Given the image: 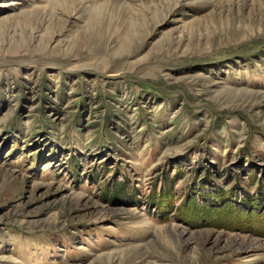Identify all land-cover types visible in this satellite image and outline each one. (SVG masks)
<instances>
[{
  "label": "rangeland",
  "instance_id": "374dc122",
  "mask_svg": "<svg viewBox=\"0 0 264 264\" xmlns=\"http://www.w3.org/2000/svg\"><path fill=\"white\" fill-rule=\"evenodd\" d=\"M0 264H264V0H0Z\"/></svg>",
  "mask_w": 264,
  "mask_h": 264
},
{
  "label": "trees",
  "instance_id": "16d2710c",
  "mask_svg": "<svg viewBox=\"0 0 264 264\" xmlns=\"http://www.w3.org/2000/svg\"><path fill=\"white\" fill-rule=\"evenodd\" d=\"M119 189H121V188H119ZM122 198V199H121ZM118 200V201H122L123 200V197H122V195H121V193H119L118 191H117V193L115 194V200Z\"/></svg>",
  "mask_w": 264,
  "mask_h": 264
}]
</instances>
